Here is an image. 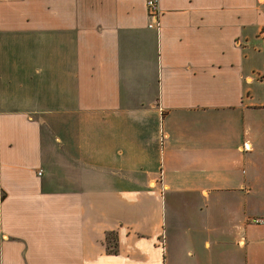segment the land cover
<instances>
[{"label":"crops","instance_id":"0c3cea01","mask_svg":"<svg viewBox=\"0 0 264 264\" xmlns=\"http://www.w3.org/2000/svg\"><path fill=\"white\" fill-rule=\"evenodd\" d=\"M158 1L0 0V264H264V0Z\"/></svg>","mask_w":264,"mask_h":264},{"label":"built area","instance_id":"2783aa9c","mask_svg":"<svg viewBox=\"0 0 264 264\" xmlns=\"http://www.w3.org/2000/svg\"><path fill=\"white\" fill-rule=\"evenodd\" d=\"M147 8H148L149 16L155 17L158 20L159 14H160L159 1L158 0H147ZM156 26L157 27L160 26L158 21H156L155 24L149 25L150 28H153ZM39 174H41V173H39ZM251 223L255 224V225H264V217H253L251 219Z\"/></svg>","mask_w":264,"mask_h":264},{"label":"rangeland","instance_id":"374dc122","mask_svg":"<svg viewBox=\"0 0 264 264\" xmlns=\"http://www.w3.org/2000/svg\"><path fill=\"white\" fill-rule=\"evenodd\" d=\"M253 261H258V259H253Z\"/></svg>","mask_w":264,"mask_h":264}]
</instances>
